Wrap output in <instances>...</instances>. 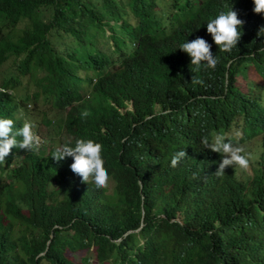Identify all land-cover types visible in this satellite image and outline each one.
Instances as JSON below:
<instances>
[{
	"label": "trees",
	"instance_id": "trees-1",
	"mask_svg": "<svg viewBox=\"0 0 264 264\" xmlns=\"http://www.w3.org/2000/svg\"><path fill=\"white\" fill-rule=\"evenodd\" d=\"M155 6V0H1L0 18L25 23L23 44L34 67L55 79L57 65L76 102L77 124L102 145L111 184L97 188L91 178H64L63 167L39 166L21 180L46 177L56 187L18 195L27 204L21 209L3 178L0 264H264L260 154L251 179L226 168L217 177L219 158L203 148L207 132L199 119L214 117L225 128L241 111L249 134L264 131V33L257 35L264 16L253 8L237 15L242 35L230 52L220 51L207 31L200 34L218 63L191 72L179 46L235 1L211 0L199 16L176 0L161 14ZM59 30L68 39L61 51L48 37ZM119 38L141 43L152 56L145 83L128 97L132 111L123 114L116 110L125 106L122 100L112 105L76 73H100L115 54L132 59L133 48L123 50ZM107 40L114 42L111 54L102 49ZM192 76L203 83L193 84ZM181 150L186 157L171 167ZM0 168L12 172L9 160Z\"/></svg>",
	"mask_w": 264,
	"mask_h": 264
},
{
	"label": "clouds",
	"instance_id": "clouds-1",
	"mask_svg": "<svg viewBox=\"0 0 264 264\" xmlns=\"http://www.w3.org/2000/svg\"><path fill=\"white\" fill-rule=\"evenodd\" d=\"M176 1L186 4L196 16H199L205 12L211 0ZM233 1L237 6H225L218 10L216 12L218 15L207 22L206 28L201 27L199 33L186 37L179 46V49L185 53L186 60L190 58L191 72L200 71L202 66L206 69H215L218 63L217 58L211 52V45L198 37L200 34L207 31L220 51L230 52L236 47L242 35L239 28L243 21L238 19L237 15L253 8L254 13L264 16V0ZM158 2L159 0H155L154 10L157 14H161L164 8L158 10ZM49 12L50 10L46 9L47 15ZM116 22L119 24L121 21ZM25 32L24 22H11L0 18V66L7 59H11L12 62V70L0 80V167L9 160V168L12 172L8 173L7 170L0 168V183L4 178L11 197L17 199V205L24 202L19 199L18 195H33L36 192L27 190L26 193L21 194L16 188L8 186L7 177L26 185L29 181L35 180L27 178L26 182H23L21 176L31 175L39 166L46 170L63 167L66 170L64 178L79 176L82 183H86L91 178L97 188L106 187L109 174L101 156L102 145L94 138L92 132L77 124L74 112L76 102L71 99L69 91L58 79L57 65L55 79L46 78L41 70L34 67L23 44ZM261 33H264V26L259 28L257 35ZM51 35L64 37L65 33L59 30V32L51 31L48 35L58 51H61L63 42L52 41ZM107 43L108 47H105L104 52L111 54L114 42L109 40ZM119 44L121 45V42ZM128 45L129 48H124L122 45L121 47L125 51L133 48L130 60H116L118 54H115L106 69L100 73H98L100 71L98 68L76 70L78 77L82 78L86 75L89 84L97 86L112 105L114 101L122 100L125 106L116 107L120 114L132 111L131 100L128 97L145 83L152 67V56L145 46L141 43L136 45L130 42ZM20 76L24 77L21 93L17 91ZM191 82L193 84L203 83L195 76L191 77ZM89 97L90 93L85 91L83 98L88 99ZM40 101L48 106V112L51 115H48L47 110L41 109ZM28 106L31 108L28 109ZM18 111L22 112L21 116H17ZM28 112L38 115V122L42 127L41 132H37L36 123L26 118ZM81 115L86 117L88 112L84 111ZM199 119L207 132V135L201 138L203 148L210 149L219 158V166L214 174L217 177L223 176L226 168L228 174L234 171L251 179L256 161H251L252 154L247 142L256 133L251 135L245 130L241 111L227 118L225 128L218 127L214 117L203 116ZM233 123L239 124V130H236L235 134L228 133ZM259 132H262L264 136V131ZM259 154L261 162L264 156L263 147ZM185 157V151L176 152L171 158V167H176ZM247 168L249 172L245 170ZM40 179H46L51 183L49 189L56 187L57 183L46 177L39 178L35 182Z\"/></svg>",
	"mask_w": 264,
	"mask_h": 264
},
{
	"label": "rangeland",
	"instance_id": "rangeland-1",
	"mask_svg": "<svg viewBox=\"0 0 264 264\" xmlns=\"http://www.w3.org/2000/svg\"><path fill=\"white\" fill-rule=\"evenodd\" d=\"M169 2V0H159L158 2V5H157V9L160 10L162 8H164V5L167 4ZM97 6L100 7V2H98L96 4ZM52 39V41H67L68 39L64 37H56L55 35H51L50 37ZM98 40H99V37H98ZM119 42H121V45L124 47V48H129V42L126 38H119L118 39ZM108 42V40H107ZM111 42L113 43V41L111 40ZM57 44V43H56ZM58 46V45H57ZM106 45L103 46V50L105 49ZM12 70V62H11V59H7L1 66H0V80L2 77H4L8 71H11ZM243 79V77L241 76V74H238L237 75V81L238 82H241ZM23 84H24V77H19V83H18V87H17V91L18 92H23ZM264 97V95H263ZM40 104V107L41 109H44V110H47V113L48 115H51L50 112H48V106L44 103V102H39ZM31 106H28V109H30ZM17 116H21L22 115V112L21 111H18L17 113ZM26 118H28L29 120H32L34 123H36V130L37 132H41V125L40 123L38 122V115L36 113H33V112H28V114H26ZM236 130H239V124H236V123H233L232 126L228 129V133H231V134H235L236 133ZM262 137H263V133L262 132H258L256 133L252 139H250L248 142H247V146L249 147V151L250 153L252 154V157H251V161L252 162H255L257 161V158H258V154L260 153V151L262 150V146H261V141H262ZM49 147V146H47ZM258 166H262L264 168V156H263V159L261 160V162L258 164ZM247 172H249V168L245 169ZM7 180L9 181L8 183V186H12L14 188L17 189V191H19L21 194H24L26 193L27 190H30L31 192H37L39 190V188L41 186H43V188H45L46 190H49V188L51 187V183L48 182L47 180H39L38 182H35V181H29L28 184L24 185L22 183H19L18 181L10 178L9 176L7 177ZM109 184H111V181L109 179L108 181ZM107 184V188L109 189L110 188V185ZM18 206L21 208V209H25L26 208V203L24 202H21L18 204ZM90 250H88L86 253H83V254H86V255H90Z\"/></svg>",
	"mask_w": 264,
	"mask_h": 264
}]
</instances>
